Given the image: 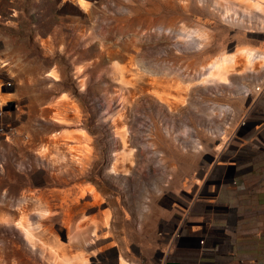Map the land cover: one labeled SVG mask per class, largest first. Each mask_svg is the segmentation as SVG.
I'll return each mask as SVG.
<instances>
[{
	"label": "rangeland",
	"instance_id": "rangeland-1",
	"mask_svg": "<svg viewBox=\"0 0 264 264\" xmlns=\"http://www.w3.org/2000/svg\"><path fill=\"white\" fill-rule=\"evenodd\" d=\"M241 47L264 51V12L245 0H0V264H264L247 180L264 68L200 85L175 63ZM82 134L84 165L68 149Z\"/></svg>",
	"mask_w": 264,
	"mask_h": 264
},
{
	"label": "bare ground",
	"instance_id": "bare-ground-1",
	"mask_svg": "<svg viewBox=\"0 0 264 264\" xmlns=\"http://www.w3.org/2000/svg\"><path fill=\"white\" fill-rule=\"evenodd\" d=\"M80 4H85V0H79ZM260 8L264 12V0H245V8L252 9V8ZM229 10V8H227ZM181 35H186V40L189 42L195 43L196 47H203L206 44L207 33L205 29L202 27L190 28L189 26H184L180 29L179 32ZM188 36V37H187ZM185 39V38H184ZM241 58V61L239 60ZM258 62V65L256 63ZM175 63L178 64L180 67L183 65V69L188 71L189 69L194 72L198 73L200 82L204 81H215V82H225L228 78L229 74H243V73H250L253 74L254 72L258 73V69L264 68V51L262 53H258L253 51L251 48L241 47L236 49L235 51L229 53H222L216 54V56L210 59L208 62L198 65L195 67L196 64L191 65L189 61V56L187 55H178L175 58ZM257 68V69H256ZM196 82V81H195ZM156 82H151V93L156 95L160 100H163L165 103L168 104L169 107H173L174 100H170L167 97L157 90ZM198 83V82H197ZM205 83V82H204ZM156 85V86H155ZM180 86V85H179ZM178 86V87H179ZM179 101L183 102L184 99H180ZM178 102V101H177ZM59 115V114H58ZM121 117V116H120ZM63 119V118H62ZM123 125V124H122ZM80 141L77 146L70 145L68 146L69 151L75 156L76 161H78L81 165L87 164L91 160V145L90 139L88 136L81 135ZM83 167V166H82ZM83 194V193H82ZM55 195V194H54ZM96 199V197H95ZM25 210V209H24ZM22 214V213H21ZM7 220V219H6ZM9 221V219H8ZM9 223V222H8ZM16 225L24 229L26 238L29 242H32L33 230L30 227L28 218H24L21 216L19 221H16ZM69 227V226H68ZM97 230H93V234H96ZM7 255L3 256V259L6 260ZM60 262L63 264H80L74 260L66 261L65 259L61 258ZM117 264H126L125 258L118 253V263Z\"/></svg>",
	"mask_w": 264,
	"mask_h": 264
},
{
	"label": "crops",
	"instance_id": "crops-1",
	"mask_svg": "<svg viewBox=\"0 0 264 264\" xmlns=\"http://www.w3.org/2000/svg\"><path fill=\"white\" fill-rule=\"evenodd\" d=\"M255 157V156H254ZM257 157V159H256ZM254 158V164L253 167L251 168V170L247 173L248 174V183L251 184L253 182V184L255 185L256 194L257 197L254 199V209L255 211L257 209H263L264 210V158L260 157V156H256ZM256 164V166H255ZM241 169V168H238ZM227 195L221 194V199L223 201L227 200V198H223ZM182 232L184 233L185 230L181 229ZM77 256V255H75ZM75 259V258H73ZM116 264V263H114Z\"/></svg>",
	"mask_w": 264,
	"mask_h": 264
},
{
	"label": "built area",
	"instance_id": "built-area-1",
	"mask_svg": "<svg viewBox=\"0 0 264 264\" xmlns=\"http://www.w3.org/2000/svg\"><path fill=\"white\" fill-rule=\"evenodd\" d=\"M7 85H10V83H7ZM254 92L253 94L256 93V95H261V94H264V82H259L257 85L254 86ZM252 92L250 93V95L252 94ZM264 99V98H263ZM2 112V108L0 106V114ZM206 240V238H196V245L198 247H203V244H204V241ZM196 246V247H197Z\"/></svg>",
	"mask_w": 264,
	"mask_h": 264
}]
</instances>
